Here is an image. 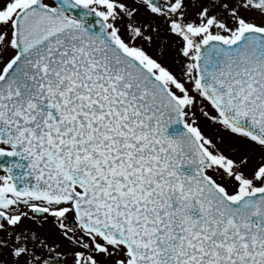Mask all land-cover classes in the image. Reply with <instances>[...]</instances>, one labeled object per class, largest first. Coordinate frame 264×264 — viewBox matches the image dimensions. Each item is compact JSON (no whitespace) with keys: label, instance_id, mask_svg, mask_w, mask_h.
Instances as JSON below:
<instances>
[{"label":"snow or ice","instance_id":"1","mask_svg":"<svg viewBox=\"0 0 264 264\" xmlns=\"http://www.w3.org/2000/svg\"><path fill=\"white\" fill-rule=\"evenodd\" d=\"M0 264H264V0H0Z\"/></svg>","mask_w":264,"mask_h":264}]
</instances>
